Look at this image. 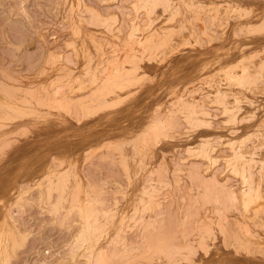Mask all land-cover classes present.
Returning <instances> with one entry per match:
<instances>
[{
  "label": "rangeland",
  "instance_id": "rangeland-1",
  "mask_svg": "<svg viewBox=\"0 0 264 264\" xmlns=\"http://www.w3.org/2000/svg\"><path fill=\"white\" fill-rule=\"evenodd\" d=\"M0 264H264V0H0Z\"/></svg>",
  "mask_w": 264,
  "mask_h": 264
},
{
  "label": "bare ground",
  "instance_id": "bare-ground-1",
  "mask_svg": "<svg viewBox=\"0 0 264 264\" xmlns=\"http://www.w3.org/2000/svg\"><path fill=\"white\" fill-rule=\"evenodd\" d=\"M238 149V148H237Z\"/></svg>",
  "mask_w": 264,
  "mask_h": 264
}]
</instances>
